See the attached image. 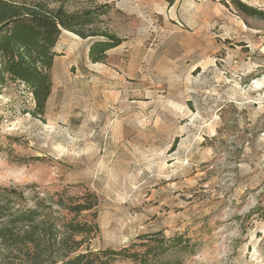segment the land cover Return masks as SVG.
I'll use <instances>...</instances> for the list:
<instances>
[{
  "label": "rangeland",
  "instance_id": "374dc122",
  "mask_svg": "<svg viewBox=\"0 0 264 264\" xmlns=\"http://www.w3.org/2000/svg\"><path fill=\"white\" fill-rule=\"evenodd\" d=\"M105 3L99 28L124 42L93 63L63 30L44 117L24 84L0 95V185L95 193V249L186 234L182 264H264V17L230 0L68 8Z\"/></svg>",
  "mask_w": 264,
  "mask_h": 264
},
{
  "label": "trees",
  "instance_id": "16d2710c",
  "mask_svg": "<svg viewBox=\"0 0 264 264\" xmlns=\"http://www.w3.org/2000/svg\"><path fill=\"white\" fill-rule=\"evenodd\" d=\"M71 1L0 0V95L12 82L24 84L35 101L34 116L46 114L55 47L63 30L90 39L88 57L93 63L105 62L124 42L99 28L111 5L72 11ZM230 2L246 16L264 17V10L242 0ZM98 206V196L90 191L74 194L64 187L51 192L34 183L0 185V264H182L176 251L190 247L186 234L166 237L157 232L140 235L119 249H95Z\"/></svg>",
  "mask_w": 264,
  "mask_h": 264
}]
</instances>
